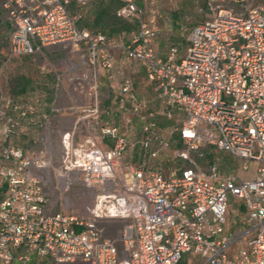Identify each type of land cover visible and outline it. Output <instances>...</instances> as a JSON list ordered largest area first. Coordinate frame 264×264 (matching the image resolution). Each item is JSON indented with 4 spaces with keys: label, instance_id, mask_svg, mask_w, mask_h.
I'll use <instances>...</instances> for the list:
<instances>
[{
    "label": "built area",
    "instance_id": "obj_1",
    "mask_svg": "<svg viewBox=\"0 0 264 264\" xmlns=\"http://www.w3.org/2000/svg\"><path fill=\"white\" fill-rule=\"evenodd\" d=\"M88 1L0 2L7 60L54 46L79 58L67 91L77 102H51L38 119L37 99L0 91V264H264V0H204L207 17L190 30L180 58L176 46L157 53L154 9L123 0L121 16L136 17L137 26L113 45L78 24L73 6ZM115 50L142 67L167 119L182 114L172 154L188 165H119L129 147L155 160L168 142L132 77L116 68ZM117 113L127 125L138 118V137L121 131L111 119ZM54 114L69 120L55 169ZM32 128L33 143L15 142ZM204 146L227 152L244 171L254 165L252 176L221 173L216 160L203 169L194 155ZM51 167L66 187L76 173L93 190L83 214L52 210L44 179ZM229 195L244 202L238 227L227 218ZM116 221L123 224L109 235Z\"/></svg>",
    "mask_w": 264,
    "mask_h": 264
},
{
    "label": "rangeland",
    "instance_id": "obj_2",
    "mask_svg": "<svg viewBox=\"0 0 264 264\" xmlns=\"http://www.w3.org/2000/svg\"><path fill=\"white\" fill-rule=\"evenodd\" d=\"M1 2V0H0ZM139 6L143 10L149 11L151 8L155 11V22L159 32V39L163 50L168 51V48L172 44H176L180 53H183L185 44L188 41V35L192 25L197 22L203 21L207 17V9L205 8L204 0H137ZM175 14L179 15V18H175ZM1 6H0V91L11 95H15L13 88L15 80L18 76H25L30 78L36 85L32 94L27 97L29 100L37 99L38 103H41L45 112L49 111V103H53L54 106H64L70 102H77L75 98H72L68 94V89L73 87V83L70 80L71 73L75 72L71 66L77 64L79 58L76 54H73L70 58L66 56L65 51L61 46H54L49 51H43L42 54H36L30 58H24L20 55L10 57L6 59V53L8 48V33L9 30L4 23ZM126 38H123L125 40ZM178 42V44H177ZM116 68L123 74H128L132 77L136 92L144 101V112L152 113L153 118L157 123V127L162 136L168 142V149L160 153L158 156L164 166L173 167L175 163L180 165H188L189 162H184L173 156L172 151L178 148V134L175 127L180 124L182 119L181 113L175 114V119L169 120L162 114L163 108L159 100L156 98L153 84H151L142 69V67L133 61L127 60L116 50ZM77 69L79 66H75ZM118 78V77H117ZM104 84L109 85V82L105 77L101 78V86ZM117 83L114 82L113 88L116 90ZM45 87L47 89H45ZM45 89V90H44ZM46 91V92H45ZM46 97L42 101L39 96ZM48 96V98H47ZM48 105V106H47ZM103 117L108 118L104 113ZM111 119L117 122L121 131L124 132L129 138L134 139L140 134V121L138 118H134L131 124H125L123 117L120 113H117ZM69 120L67 117L54 114L51 120V132L50 141L52 167L55 169L58 167V158L61 154V136L62 132L68 127ZM36 128L28 136H18L17 142L23 146L33 143L37 138ZM138 148L129 147L123 154L122 162H132L139 164L143 159L138 158ZM204 151L213 152L216 156L215 160L219 161L221 173H225L230 170H235L240 176L249 177L252 174L254 165H250L248 171H244L240 167V161L236 160L227 152L220 150L215 146H204ZM195 161L203 169L207 167L209 160L207 156H195ZM147 162H155V160L145 158ZM47 168L45 171V187L48 193V200L50 202L52 210L74 212L77 214H83L88 204L92 202L93 190L85 186L81 180L80 174L73 173V182L66 187L65 182L58 178L53 168ZM227 211V218L231 216V221L236 222L234 226L238 227L241 217L244 212V202L242 199L236 196L229 195V206ZM239 216V217H238ZM123 224L122 221H116L111 227L108 228V234L114 235V229L120 227Z\"/></svg>",
    "mask_w": 264,
    "mask_h": 264
},
{
    "label": "trees",
    "instance_id": "obj_3",
    "mask_svg": "<svg viewBox=\"0 0 264 264\" xmlns=\"http://www.w3.org/2000/svg\"><path fill=\"white\" fill-rule=\"evenodd\" d=\"M123 3H124L123 0H89L85 6H83V7L73 6V9L78 10L81 14L80 18L78 19V24L81 27L86 28L90 31H102L103 33L106 34L107 39L111 44L117 45L118 43H120L122 41H127L130 38V36L132 35V33L135 31L136 26H137V18L136 17L124 18L123 16H121L119 10H120V7L123 5ZM175 18H179V15L175 14ZM180 20L183 21L184 19H180ZM198 23L199 22L192 25L191 29L193 28V26H195ZM123 38H126V39L123 40ZM177 44H178V42H177ZM186 44H185V47H186ZM171 46L177 47L176 44H172ZM169 48H168V50H169ZM114 52H116V50ZM181 55H182V53H180L179 49L177 48V57L180 58ZM20 56H23L24 58L32 57V55H30V54H25V55H20ZM35 86L36 85L33 83V81L30 78H27L23 75L18 76L15 80V83H14L13 91H14L15 95H13V97L15 99H18V100L33 101L34 99L29 100V98L27 96L33 93V91L35 90V88H34ZM45 89H47V88L45 87ZM42 94H44V95L42 97L41 96H39V97L42 98L41 99L42 101H44L43 98L46 97L45 96L46 94L45 93H42ZM47 98H48V96H47ZM36 106H37V111L35 114V118L38 119V118H40L41 114L43 112H45L46 108L44 109L43 106L41 105V103H38V101H36ZM32 131H33V128L31 130V132ZM29 134L21 135V136H28ZM176 137H178L177 145L180 147L181 143H180L179 134H177ZM15 142L17 144H19L17 142V138L15 139ZM19 145H21V144H19ZM138 151H139L138 152V158L139 159L147 158V155L144 156L142 150H138ZM195 156L197 157L198 155H195ZM202 156H207L209 158V160H212V161L215 160V158H216V156L213 152L204 151V150H203ZM161 161L162 160H160V158L157 157L155 159V162L153 163V165L162 166L164 168L165 172L169 168H171V167L167 168L166 166H164V164ZM174 166H180V164L177 162V163H175ZM219 169L221 172L220 167H219ZM231 219L232 218L230 216L229 217V224L231 226H234V224H236V222H234V221L230 222Z\"/></svg>",
    "mask_w": 264,
    "mask_h": 264
},
{
    "label": "crops",
    "instance_id": "obj_4",
    "mask_svg": "<svg viewBox=\"0 0 264 264\" xmlns=\"http://www.w3.org/2000/svg\"><path fill=\"white\" fill-rule=\"evenodd\" d=\"M154 47H155V49H156V51H157V53L159 54V55H161V56H166V54H167V52L168 51H166V50H163V47H162V45H161V41H160V39H159V32H158V34H157V36H156V38H155V41H154ZM238 174V173H237ZM239 175V174H238ZM240 176V175H239ZM252 176V174L249 176V177H251Z\"/></svg>",
    "mask_w": 264,
    "mask_h": 264
}]
</instances>
